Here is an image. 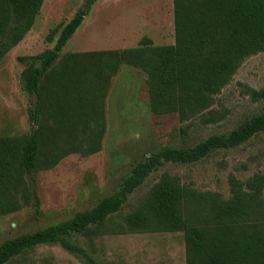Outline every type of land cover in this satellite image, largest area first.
Returning <instances> with one entry per match:
<instances>
[{
    "label": "trees",
    "instance_id": "trees-1",
    "mask_svg": "<svg viewBox=\"0 0 264 264\" xmlns=\"http://www.w3.org/2000/svg\"><path fill=\"white\" fill-rule=\"evenodd\" d=\"M44 1L0 0V62L33 28ZM94 2L87 0L86 8L47 34L49 42L57 38L53 47L19 58L26 64L22 85L37 96L30 116L40 126L30 134L0 135V215L20 209L30 198L40 207L35 172L54 167L70 153L87 156L102 149L105 99L123 65L147 75L152 112L177 113L186 121L211 107L246 58L264 52V0H173L175 43L154 45L145 37L136 47L68 53L57 64ZM250 93L255 100L264 99V87ZM46 118L54 120L49 146L42 143ZM260 132L264 110L228 134L210 135L194 146L163 147L138 161L121 187L92 208L0 242V264L46 243H60L91 264H107L71 236L174 231L184 232L186 264H264L263 172L245 180L230 176L229 198L198 192L165 172L135 210L121 215L130 195L166 162H198L215 149L237 147ZM190 200L202 202L207 210L199 223L186 215Z\"/></svg>",
    "mask_w": 264,
    "mask_h": 264
},
{
    "label": "rangeland",
    "instance_id": "rangeland-1",
    "mask_svg": "<svg viewBox=\"0 0 264 264\" xmlns=\"http://www.w3.org/2000/svg\"><path fill=\"white\" fill-rule=\"evenodd\" d=\"M86 1L45 0L33 28L0 62V135L30 134L40 126L30 116L37 96L22 85L26 64L19 58L53 47L57 38L49 42L47 34L86 8ZM145 37L154 45L175 43L173 0H95L56 63L68 53L136 47ZM146 78L142 70L122 66L105 99L107 130L102 149L87 156L70 153L54 167L35 172L40 207L30 198L21 202L20 209L0 215V242L92 208L121 187L138 161L163 147L194 146L210 135L228 134L264 110V99L255 100L250 93L264 87V52L246 58L211 107L186 121L177 113L152 112ZM210 117L215 119L210 121ZM42 123V143L49 146L54 120L46 118ZM165 172L179 176L183 184L198 192L229 198L230 176L245 180L256 172L264 173V132L237 147L215 149L198 162H166L130 195L121 215L135 210ZM24 180L29 183V175ZM187 205L190 220L199 223V217L206 218L202 202L190 200ZM70 239L107 264L187 263L183 231L99 232L74 234ZM5 264L91 263L60 243H46Z\"/></svg>",
    "mask_w": 264,
    "mask_h": 264
},
{
    "label": "crops",
    "instance_id": "crops-1",
    "mask_svg": "<svg viewBox=\"0 0 264 264\" xmlns=\"http://www.w3.org/2000/svg\"><path fill=\"white\" fill-rule=\"evenodd\" d=\"M81 26V25H80ZM123 67H124V65H123ZM122 68V67H121Z\"/></svg>",
    "mask_w": 264,
    "mask_h": 264
}]
</instances>
